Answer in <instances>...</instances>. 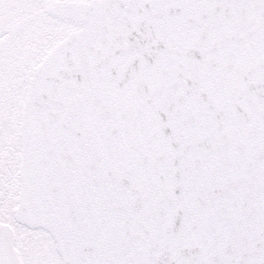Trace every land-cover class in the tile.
<instances>
[{
    "label": "snow or ice",
    "instance_id": "obj_1",
    "mask_svg": "<svg viewBox=\"0 0 264 264\" xmlns=\"http://www.w3.org/2000/svg\"><path fill=\"white\" fill-rule=\"evenodd\" d=\"M0 264H264V0H0Z\"/></svg>",
    "mask_w": 264,
    "mask_h": 264
}]
</instances>
